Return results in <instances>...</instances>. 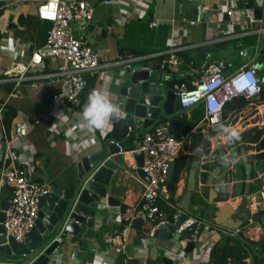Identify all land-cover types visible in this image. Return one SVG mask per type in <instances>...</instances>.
Masks as SVG:
<instances>
[{
	"label": "crops",
	"instance_id": "obj_1",
	"mask_svg": "<svg viewBox=\"0 0 264 264\" xmlns=\"http://www.w3.org/2000/svg\"><path fill=\"white\" fill-rule=\"evenodd\" d=\"M93 8V16L84 28H74L73 33L85 43L92 45L99 53L101 63L104 66L93 73L84 75L85 85L80 94L79 105L67 124L66 118L54 117L49 110V98L53 88L46 79H25L18 85L5 81L4 73L10 70L16 62L28 60L33 50L45 43L47 30L50 25L38 20L36 6L38 0H26L25 2H14L5 0L0 2V141L9 137L14 122L25 121L28 125L27 142L29 145L21 158H32L29 163L22 164L27 177L33 182H45L52 185L66 186L71 184L76 176V162L85 156L97 153L104 148L107 138L119 140L123 148L133 144L135 137L130 133L126 139L119 138V123L117 122L120 110L117 109L109 124L102 130L82 129L80 127V113L82 106L87 100L88 93L93 89L103 92L113 101L118 81L126 66L123 63L134 60L135 64H148L152 68L168 59L169 51L175 53L186 52L189 61H181L180 68L192 71L196 78L187 76L185 79L193 85L201 75L200 71L207 61H222L229 63V67L223 70L225 75L236 70L238 67L250 63L255 67L256 63L264 62V34L258 36L255 42L249 43L254 36H241L244 31L243 22L236 23L228 14L229 8H235V4L227 0L201 2L200 0H111L110 4H104L103 0H85ZM201 8H198V5ZM240 16V12L237 11ZM264 18V8L261 12ZM186 19V21H182ZM152 23H155L153 26ZM8 30L5 33V30ZM122 47L124 53L129 57H118V49ZM205 50L203 58L200 51ZM240 50L247 52V57L239 55ZM129 58V59H128ZM115 62V64H110ZM192 62V66L189 65ZM55 61L45 59L43 66L27 73L28 76H37L50 70L55 66ZM107 64V65H105ZM259 76L264 78V66L256 69ZM164 81V80H163ZM174 78H170L172 85ZM264 84V81H263ZM12 86L11 91L8 89ZM115 105V104H114ZM247 107V106H246ZM245 107V108H246ZM244 108V109H245ZM244 109L233 113L228 112L224 117V126L236 128L240 134L253 127H264V109L259 108L256 113H247ZM13 113L9 127L4 122L5 112ZM202 111V105L198 104L191 109L182 112L180 125L181 146L175 161L185 157V166L179 173L177 182L172 193L173 208L177 213L185 212L189 216L198 219V227L203 224L209 228L203 229L197 236L195 248L191 252H185V241H175L171 238H161L156 230L154 236L142 233L141 228L147 221H143L139 229L122 224V206L138 211L142 202L144 184L140 178L127 170L114 172L111 182L112 196L119 202L120 213L109 214L102 211L96 215L93 231L98 239L103 242L101 249L97 238L87 240L95 248L94 252H88L84 261L79 264H163L164 257L170 258L166 250L174 249L179 256L170 258L172 264H211L210 250L214 243L221 238L233 236L238 237L244 244L246 264H263L264 259V224L255 220V216H261L264 211L257 212L253 216L255 220L254 231L256 235L251 238L246 234V222L248 208L246 195L257 183L260 174L264 172L255 171V175L246 179L242 145L254 147L255 144L245 143L241 140L227 143L224 148L220 140L222 135L219 131H213L212 127L206 128L202 119L189 129V125ZM38 123H34L35 121ZM162 121L161 123H164ZM115 128V130H114ZM187 128V133L184 130ZM144 134H141L138 141ZM201 136L207 141V154L199 151H190L191 136ZM188 148H184V146ZM247 151L245 154L257 153ZM120 156L122 159H120ZM112 156L125 169L134 168V160L131 151L123 150L121 155ZM228 156L237 162L234 165H225L222 158ZM247 162L251 164V171L255 160ZM174 161V162H175ZM173 162V172H174ZM220 162V165H216ZM220 167L219 174L214 177L212 185L206 183L207 176L216 167ZM2 159L0 158V169ZM195 172L194 190L191 191L187 210L180 207L184 193L188 189V181L191 170ZM1 171V170H0ZM173 172L168 182H170ZM248 184V190L246 185ZM210 188L215 193L212 202V222L205 221L203 204H209L208 197ZM247 191V192H246ZM10 188L0 178V206L3 208L9 199ZM195 195L196 203H191L192 195ZM167 191L165 198L170 197ZM202 202V203H200ZM230 204L232 210L224 219V225H217L214 221L218 208ZM95 208V205H94ZM93 208V212L95 209ZM207 208V207H206ZM202 215L200 212H202ZM232 213V214H231ZM238 225V228L236 226ZM241 232L245 240L238 233ZM123 233V239L118 243H110L108 239ZM70 235L67 236V240ZM58 247V254L50 257V264H73L72 252L69 242ZM254 245L256 247H254ZM116 246L121 250L117 252Z\"/></svg>",
	"mask_w": 264,
	"mask_h": 264
},
{
	"label": "built area",
	"instance_id": "obj_2",
	"mask_svg": "<svg viewBox=\"0 0 264 264\" xmlns=\"http://www.w3.org/2000/svg\"><path fill=\"white\" fill-rule=\"evenodd\" d=\"M9 1L20 3L26 0ZM200 1L216 2L218 0ZM227 1L235 4L237 1L244 0ZM0 2H5V0H0ZM103 3L110 4L111 0H103ZM198 8H201L200 4ZM93 11L94 8L85 0H38L36 16L38 20L50 25L45 43L33 50L28 60L16 62L10 70L4 73L3 80L10 81L14 85H18L21 80L25 79H46L53 88L49 95V110L54 117L66 118L67 124H70L75 108L79 105L80 94L85 85L84 75L93 73L104 66L94 47L73 33L74 28H84L88 25L92 19ZM237 11L240 12V16L237 15ZM242 12L241 14V10L233 8L228 10V14L234 22H243L244 31L241 36L257 38L263 35L264 18L262 16L255 17L253 9L250 8H243ZM182 21H186V19H182ZM154 24L151 22L152 26ZM7 31L6 29L4 32L7 33ZM239 55L246 58L247 52L240 50ZM45 59L56 62L50 72L37 76L27 75L29 71L43 66ZM167 61L173 68H176L179 59L176 57L175 50L169 51ZM223 63L215 60L207 61L205 71L200 79L193 84V88L189 89L185 83L181 82L175 92L181 109H191L198 104L202 105V122L206 128L220 123L224 124L223 109L235 97L241 96L248 100L247 107L244 109L247 113H256L259 108L264 109V99L261 97L263 84L254 65L246 63L225 75L222 70ZM110 64H115V62ZM189 65L192 66V62H189ZM229 66L230 64L226 63V67ZM1 115L2 106H0ZM34 123H38V121L36 120ZM28 125L25 121L14 122L9 137L0 141V158L2 159L0 178L10 188L2 226L5 236L12 237L15 242L25 239L34 224L35 216H37L38 198L50 190L49 185L45 182L30 181L24 168L21 167L22 164H27L32 160L31 157L25 160L20 156L29 146L26 140ZM219 140L226 148L227 143ZM116 145L122 152L123 147L117 143ZM180 146L181 141L173 138L172 131L166 122L157 125L154 134L142 136L137 149L143 153L142 170L148 176L149 182L144 184L142 202L138 211L131 209L125 211L126 226H130L140 217V213H143V221L151 224L148 234L154 236L159 225L177 220L179 216L177 211L173 215L172 221L167 220L158 209L156 201L167 194L168 170L178 156ZM258 179L261 181L260 186L245 196L249 212L245 225L246 234L251 238L256 235L253 216L257 212L264 211V174H260ZM170 206L174 205L170 204ZM0 211H2L1 206ZM197 224L198 219L188 215L187 219L177 228V232H195ZM123 236L121 233L108 240L110 243L119 244ZM194 241L198 242L196 235ZM115 250L119 252L120 246H116ZM166 253L170 258L179 256L174 249H168Z\"/></svg>",
	"mask_w": 264,
	"mask_h": 264
},
{
	"label": "water",
	"instance_id": "obj_3",
	"mask_svg": "<svg viewBox=\"0 0 264 264\" xmlns=\"http://www.w3.org/2000/svg\"><path fill=\"white\" fill-rule=\"evenodd\" d=\"M235 8L253 9L255 17H260L264 8V0H244L235 2ZM201 56L205 57V50L200 51ZM129 53H124L123 48L118 49V57H129ZM129 59V58H128ZM264 66V62L255 64L259 69ZM124 69L120 80L117 84L116 93L113 101L120 113L117 122L120 124L118 133L119 138L126 139L130 133H133L135 141L126 148L131 151L134 168L125 169V166H119L117 160L112 156L121 155V151L116 143L119 140L107 138L104 148L94 154L80 158L76 162V176L71 184L66 186L52 185L47 194L38 198V212L34 224L27 233L25 239L21 242H15L10 236L6 237L2 222L5 217L4 210L7 204L0 211V264H50V257L58 254V247L64 245L67 236L72 252V263L79 264L84 261L88 252H94L95 248L87 240L97 238L98 235L93 231L94 222L97 220L96 215L106 211L109 214H119L120 202L112 196L111 182L115 176L114 172L118 170H127L136 175L143 182L148 183L149 178L143 172V153L137 149L138 138L141 134H154L155 127L162 121H165L171 131L173 138L181 140L180 125L182 112L179 105V99L175 92L178 89L180 81L187 76L196 78V75L185 69L174 70L167 60L156 64L153 68L144 64H135L134 60H128L123 63ZM181 67V61H177L176 68ZM226 62L223 63L224 70ZM206 69L204 65L200 74ZM175 82L170 85V78ZM164 80V81H163ZM264 78L261 79L263 84ZM222 123L212 126L213 131H218ZM112 141V142H110ZM120 159L121 156H120ZM244 166L246 179H250L251 164L244 157ZM220 167L216 166L211 174L207 176L206 183L212 185L214 177L219 174ZM173 172V165L170 166L167 174V180ZM195 172L192 169L188 181V189L184 193L180 207L185 211L188 208L191 191L194 190ZM248 190V184L246 185ZM247 192V191H246ZM215 193L212 188L209 191V204L206 208L205 221L212 222V202ZM95 205V208H94ZM93 208L95 212H93ZM232 210L230 204H226L216 211L214 219L217 225H224V219L228 212ZM232 214V213H231ZM143 213L135 220L133 227L139 229L143 223ZM188 214L180 213L175 222L161 224L157 227V233L161 238H171L175 241L180 239L185 241V252H191L196 245L195 235L198 236L203 229L209 226L201 224L194 231L177 232L180 224L187 219ZM255 220H260L264 224V214L255 216ZM238 228V225L236 226ZM238 235L245 240L241 232ZM101 249L103 242L97 238ZM254 247H256L254 245ZM163 264H172L168 257L162 259Z\"/></svg>",
	"mask_w": 264,
	"mask_h": 264
},
{
	"label": "trees",
	"instance_id": "obj_4",
	"mask_svg": "<svg viewBox=\"0 0 264 264\" xmlns=\"http://www.w3.org/2000/svg\"><path fill=\"white\" fill-rule=\"evenodd\" d=\"M255 39H252L249 41V43L251 44L252 42H255ZM176 57L183 61H189L187 53L186 52H178L176 54ZM185 83L186 86L190 89L193 88V85H191L190 83L187 82L186 79H183L182 81H180L179 83ZM12 89V86L8 89V91L10 92ZM261 97L264 99V84L262 86V90H261ZM248 104V100L239 96V97H235L233 98L231 101H229L224 109H223V118L227 115L228 112H233L236 113L242 109H244ZM13 113L9 112H5V116H4V122L7 126V129L9 127L10 124V120L12 119ZM203 118V110L202 111H198V116H196L194 118V121L189 125V129L193 128L196 124L197 121L201 120ZM115 130V128H114ZM185 133H187V128L184 130ZM242 142L245 143H250V144H255V149L256 151H258L256 153V155L254 156V164L253 166H255V169L251 171V178L255 175V171L258 172H264V127H259V126H253L245 131H243L240 134V139ZM207 141H205V139H203L201 136H196L193 135L191 136L190 139V143L189 146H187L189 148L190 151H197V149L201 148L202 149V154L206 155L207 154ZM186 145L184 146V148H187ZM187 148V149H188ZM216 165H220V162H216ZM174 172L173 175L171 177L170 182H168V192H170V197L165 198L164 196L160 197L157 199L156 201V205L158 207V209L160 210V212H162L165 215V218L169 221H172L173 219V215L175 214L176 210L170 206L171 202H172V193L174 190V185L177 182L179 173L182 171L183 167L185 166V157H182L181 159L177 160L174 162ZM260 183H257L256 186L252 187L251 191L254 190L256 187H259ZM195 195H192L191 197V203L194 204L197 201L194 199ZM202 203V202H200ZM204 210L207 207V204L204 203ZM127 209L126 206H122L121 207V211L122 213H124ZM203 211L200 212V214L202 215ZM126 220H125V216H122V224H126ZM148 224H144L141 228L142 233H149L150 228H151V224L149 222H147ZM243 243L242 241L238 238V237H231V236H227L225 238H221L219 241H217L216 243L213 244V246L211 247L210 250V258H211V264H246L244 262V259L246 258V253L243 247ZM261 263L264 264V259L260 261ZM253 264H257V261H253Z\"/></svg>",
	"mask_w": 264,
	"mask_h": 264
},
{
	"label": "clouds",
	"instance_id": "obj_5",
	"mask_svg": "<svg viewBox=\"0 0 264 264\" xmlns=\"http://www.w3.org/2000/svg\"><path fill=\"white\" fill-rule=\"evenodd\" d=\"M116 106L103 92L93 89L88 93L87 100L80 113V127L82 129H104L116 113ZM226 143H233L240 139V132L230 126L221 125L218 129ZM199 151V149H197ZM225 165H234L237 161L225 156L222 158Z\"/></svg>",
	"mask_w": 264,
	"mask_h": 264
},
{
	"label": "rangeland",
	"instance_id": "obj_6",
	"mask_svg": "<svg viewBox=\"0 0 264 264\" xmlns=\"http://www.w3.org/2000/svg\"><path fill=\"white\" fill-rule=\"evenodd\" d=\"M241 150H243V156H248L249 157V159H250V161H252V159L254 158V156L256 155V153H252V154H249V155H247V154H245V149H247V151H253V149L255 148V146L254 147H250V146H247V147H245V146H241V147H239Z\"/></svg>",
	"mask_w": 264,
	"mask_h": 264
}]
</instances>
